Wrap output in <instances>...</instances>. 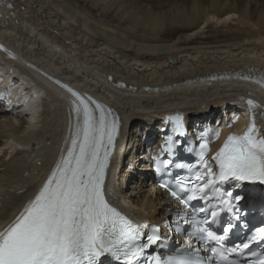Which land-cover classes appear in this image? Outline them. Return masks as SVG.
I'll list each match as a JSON object with an SVG mask.
<instances>
[{"label": "bare ground", "instance_id": "bare-ground-1", "mask_svg": "<svg viewBox=\"0 0 264 264\" xmlns=\"http://www.w3.org/2000/svg\"><path fill=\"white\" fill-rule=\"evenodd\" d=\"M88 1L96 11L79 0H0V40L121 111L126 123L107 191L129 220L158 227L160 240L172 241V226L182 214L154 183L146 143L158 136L162 143L169 138L183 143L176 129L167 131L160 115L186 108L191 114L183 122L187 134L210 140L213 150L239 120L242 94L251 93L264 107V89L242 79L257 74L264 79V0H192L187 10L158 14L128 6L127 0ZM108 5L119 10L117 19L95 15ZM225 16L237 18L234 29L204 36L200 43L187 39L201 24H223ZM0 52L7 55L0 62V91L7 98L0 109V149L9 146L0 154L4 231L67 154L76 125L75 107L64 100L67 92L29 67H13L11 53ZM256 111L264 124V109L257 105ZM211 116L215 133L209 130ZM30 143L29 150L17 148ZM230 187L238 190L242 206H264L263 187ZM160 240L152 247L165 258L168 250Z\"/></svg>", "mask_w": 264, "mask_h": 264}, {"label": "snow or ice", "instance_id": "snow-or-ice-1", "mask_svg": "<svg viewBox=\"0 0 264 264\" xmlns=\"http://www.w3.org/2000/svg\"><path fill=\"white\" fill-rule=\"evenodd\" d=\"M254 82L264 87V79ZM67 91L79 102L74 110L79 114L82 109L83 122L78 121L67 155L53 169L39 193L11 226L0 231V264H100L105 256H111L117 264H201L192 255L162 259L158 255L146 254L160 240L159 228L133 224L105 198V171L116 136L117 121L115 118L109 120L111 112H106L96 101H90L100 112L97 120L89 101L71 89ZM247 103L250 111L257 107L251 100ZM174 119L176 133L182 135L181 118L177 116ZM173 146L174 142L169 138L163 151L171 155ZM207 149L208 143H201L197 153L205 171L197 172L195 179L202 180L203 184L189 189L181 183L180 190L191 193L186 199L179 192L172 193L185 207L197 195L207 199L208 189L218 193L219 189L214 187L217 181L232 179L264 185V137L260 136L254 118L242 136H228L212 157L218 172L213 171V166L206 159ZM160 163L167 167L172 161L166 159ZM176 167L185 166L177 164ZM231 195L228 193L229 197ZM221 203L232 211L229 200L223 199ZM199 211L207 210L200 208ZM239 212L240 209L236 208L234 220H240ZM218 216L219 212L213 210L212 220L205 218L204 223H218ZM235 227L229 221L222 229L223 235L204 227L198 228L196 233H189V237L195 236L201 242L215 241L218 247L210 248L211 256L208 258L214 264H264V248L243 258L246 257L243 250L249 249L253 242H264V226L255 228L246 240L232 247L226 246L224 242ZM241 227L246 228L247 225L242 224ZM186 243L190 245L191 240ZM232 253L242 259L231 258Z\"/></svg>", "mask_w": 264, "mask_h": 264}, {"label": "rangeland", "instance_id": "rangeland-1", "mask_svg": "<svg viewBox=\"0 0 264 264\" xmlns=\"http://www.w3.org/2000/svg\"><path fill=\"white\" fill-rule=\"evenodd\" d=\"M84 4V7L94 9L95 11L97 10V7L92 6L91 2L88 0H79ZM192 0H127L126 4L128 6H135L138 10H145L147 9L148 11H151L153 13H162V12H169L170 10H174L177 7H180L181 9H189V7L192 5L191 3ZM110 5V4H109ZM103 6L98 12L95 13V15H101L104 13V15L112 16L113 19H117L120 16L119 10L116 9V6ZM106 10H105V9ZM104 9V10H103ZM114 10V11H113ZM105 11V12H104ZM108 11V12H107ZM101 13V14H100ZM94 17V16H92ZM223 19V18H222ZM224 23L223 24H216L215 22L209 24V28L205 24H201L198 28V31H195L193 34H190L187 39L191 43H200L201 40L205 37H209L211 35H214V32H229L231 29H234L237 25V18L233 17L228 19L226 16L224 17ZM47 22V21H46ZM45 24V23H44ZM48 26V24H46ZM207 27V28H206ZM201 33H203L201 35ZM205 36V37H204ZM113 73V72H111ZM2 106L0 105V109ZM173 110V109H172ZM15 116V115H14ZM223 117L229 118V113H226ZM232 117H230L231 119ZM21 119V118H19ZM210 128L212 132L215 133L216 128H214V125H216L213 117H210ZM234 120V119H233ZM144 183V180H143ZM146 183V181H145ZM130 191V190H129Z\"/></svg>", "mask_w": 264, "mask_h": 264}, {"label": "water", "instance_id": "water-1", "mask_svg": "<svg viewBox=\"0 0 264 264\" xmlns=\"http://www.w3.org/2000/svg\"><path fill=\"white\" fill-rule=\"evenodd\" d=\"M173 62H175V61H173Z\"/></svg>", "mask_w": 264, "mask_h": 264}]
</instances>
